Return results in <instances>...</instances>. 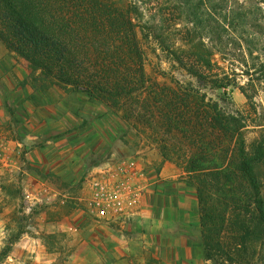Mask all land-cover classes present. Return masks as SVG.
Listing matches in <instances>:
<instances>
[{
  "label": "rangeland",
  "instance_id": "1",
  "mask_svg": "<svg viewBox=\"0 0 264 264\" xmlns=\"http://www.w3.org/2000/svg\"><path fill=\"white\" fill-rule=\"evenodd\" d=\"M121 1L140 7L148 82L118 107L52 85L0 43V264H98L99 230L129 234L137 248L147 245L148 264H177L170 246L197 248L193 259L206 264L198 178L186 167L212 142V129L196 128L198 121L186 130L170 126L159 99L175 89L170 97L182 106L194 103L198 91L241 122L248 144L258 139L264 133V0ZM171 52L201 65L205 77L189 73ZM199 131L208 134L206 142ZM258 170L264 195V164ZM204 179L206 197L233 214L234 202L215 189L226 177L207 173ZM95 180L113 184L116 204L108 218L96 216ZM234 185L247 194L243 180ZM253 208L244 217L250 229ZM235 221L232 215L226 235L236 242ZM142 230L148 234L139 235ZM173 230L182 242L166 237ZM237 247L243 264L262 263L261 242ZM190 256L176 259L184 264Z\"/></svg>",
  "mask_w": 264,
  "mask_h": 264
},
{
  "label": "trees",
  "instance_id": "2",
  "mask_svg": "<svg viewBox=\"0 0 264 264\" xmlns=\"http://www.w3.org/2000/svg\"><path fill=\"white\" fill-rule=\"evenodd\" d=\"M141 16L140 7L134 1L0 0V43L8 52L40 70L52 85L76 90L98 102L118 107L123 99L147 88L142 48V40L147 35L142 32L145 26L139 20ZM172 55L189 73L205 77L201 65H188L180 55ZM171 92L176 91L171 89L167 97L163 95L159 99L162 119L182 130L196 126L195 121L200 122L196 128L212 129L208 133L212 144L190 157L186 167L187 172L198 178L202 256L206 264H243L235 255L236 250L241 255L237 246L249 240L264 244L263 181L258 170L264 164V133L248 144L241 122L224 112L217 101H205L197 91L194 103L185 102L180 106L177 98L170 97ZM180 117L186 121V127L178 121ZM199 133V140L206 142L208 134ZM225 140L231 142L227 149H224ZM207 173L226 177L215 189L217 194L234 202L230 207L233 214L206 197ZM242 180L246 183V195L234 185L241 184ZM246 196L250 199L248 206ZM250 206L254 207L253 229L244 219ZM232 215L239 227L234 237L236 242L226 235ZM245 227L246 235L240 234Z\"/></svg>",
  "mask_w": 264,
  "mask_h": 264
},
{
  "label": "crops",
  "instance_id": "3",
  "mask_svg": "<svg viewBox=\"0 0 264 264\" xmlns=\"http://www.w3.org/2000/svg\"><path fill=\"white\" fill-rule=\"evenodd\" d=\"M173 221V220H171ZM99 230V228H98ZM98 231V238L96 241L98 242V264H148L146 261V255L150 252L148 251L147 245L139 246L138 248L134 246L132 242H130L129 238L132 239V236L129 234L123 235L121 237L120 231ZM139 235H147V231H139ZM167 238L174 237V242L177 240L182 242V234L178 232V230L168 231L166 232ZM153 236V235H152ZM180 236V237H179ZM122 238L123 240H120ZM121 242H124L121 245ZM101 249H100V248ZM101 252H99L100 250ZM170 253L174 254V259L177 264H182L177 261V256L182 254H190V261H186L184 264H197V258L193 259L192 254H195L197 257L198 252L196 253L197 248L190 247H181V246H170ZM118 254V256H117ZM136 254V256H134ZM144 256V257H142Z\"/></svg>",
  "mask_w": 264,
  "mask_h": 264
},
{
  "label": "built area",
  "instance_id": "4",
  "mask_svg": "<svg viewBox=\"0 0 264 264\" xmlns=\"http://www.w3.org/2000/svg\"><path fill=\"white\" fill-rule=\"evenodd\" d=\"M133 162L134 161H132V164ZM119 169L124 170L122 165L121 166L119 165ZM93 189H94L93 203L95 206L96 216L99 218H108L110 214L109 208L116 204L115 198L117 196L116 194H114L115 191L113 188V184H111V182L104 183L99 180H95L93 182ZM120 203L121 201L119 200L117 204Z\"/></svg>",
  "mask_w": 264,
  "mask_h": 264
}]
</instances>
